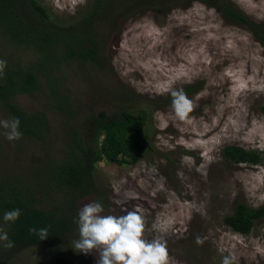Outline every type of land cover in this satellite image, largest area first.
Instances as JSON below:
<instances>
[{"label": "rangeland", "instance_id": "obj_1", "mask_svg": "<svg viewBox=\"0 0 264 264\" xmlns=\"http://www.w3.org/2000/svg\"><path fill=\"white\" fill-rule=\"evenodd\" d=\"M21 1L25 20L30 4ZM92 1L40 3L54 19L69 24ZM230 7L264 27V0H106L93 22L114 72L92 65L81 70L61 60L42 73L53 78L54 92L43 80L38 91L10 95L12 103L42 123L36 135L22 134L16 141L7 140L0 128V190L15 179L27 186L38 180L33 203L76 218L91 202L103 205L102 215L136 211L145 220L144 238L162 235L172 264H221L226 255L235 256L234 264H264V216L254 219L247 234L225 221L240 203L264 206V162L234 163L224 155L230 145L264 155V46L246 25L225 16ZM24 47L0 40V60L39 68L41 53ZM181 90L191 102L184 119L177 117L169 97ZM123 107L148 109L150 149L141 160L99 162L96 194L50 183L47 176L54 181L58 169L50 161L70 158L73 131L90 140L92 129L84 125L98 111ZM6 119H11L8 105L0 102V120ZM8 211L0 213L4 231L12 223L3 220ZM154 223L167 231L153 229ZM68 236L66 246L45 239L8 251L0 241V264H47L58 255L96 264V252L85 255L73 247L77 224ZM197 236L203 244L195 242Z\"/></svg>", "mask_w": 264, "mask_h": 264}, {"label": "trees", "instance_id": "obj_2", "mask_svg": "<svg viewBox=\"0 0 264 264\" xmlns=\"http://www.w3.org/2000/svg\"><path fill=\"white\" fill-rule=\"evenodd\" d=\"M30 4L27 23L21 17L18 8L21 0H0V40L4 43L11 42L15 46L23 48L32 47L40 52L39 68L30 65L23 69L20 62L12 63L0 76V102L8 105L10 118L20 120L19 130L24 134L36 135L38 126L42 123L37 117L26 113L20 106L12 103L10 95L14 91L32 93L41 88L43 80L53 92V78L43 77L42 73H49L61 60L64 63L74 62L81 66V70L94 66L97 69L114 70L109 65L101 47V39L95 30L93 17L103 12L106 0H93L82 12L79 19L64 24L54 19L49 9L40 3V0H26ZM225 16L236 24L246 25L264 46V27L250 19L239 10H225ZM77 16V17H78ZM58 58V59H57ZM58 62H57V61ZM62 62V63H63ZM55 65V66H54ZM92 68V67H91ZM38 71V72H37ZM40 73V75H39ZM109 74V73H108ZM191 87L190 91L193 90ZM198 89V88H197ZM196 89V90H197ZM120 97L126 95L120 92ZM131 95V94H130ZM134 95V94H133ZM131 95V96H133ZM136 95V94H135ZM172 99V95L169 96ZM264 114V106L262 107ZM148 109L140 108L138 112H132L128 108H119L114 112L98 111L90 124L84 128H90L91 139L82 138L81 134L73 131V145L70 149V158L67 161H50L52 167L58 165L54 181L47 180L55 187L67 188L70 191L98 193L99 189L95 181V169L99 162L106 160L115 164H136L150 149V141L145 132L148 118ZM89 121L86 118V122ZM103 136L102 140H100ZM77 151V152H76ZM225 157L234 163L261 164L264 155L258 150H246L239 146L230 145L224 149ZM58 162V163H57ZM44 180V179H43ZM17 181V183H16ZM29 181H27L28 183ZM22 183L20 186L19 184ZM15 179L5 183L0 190V213L5 210L20 209L18 220L11 223L6 232L14 243L12 248L37 244L43 240L53 242L57 246H66L70 242L69 236L73 226L76 225V216L55 213L51 209H40L32 201V193H35V184ZM20 187H19V186ZM264 216V206L253 208L245 203H240L236 211L228 216L225 221L235 231L249 233L253 228L254 219ZM47 228L48 236L40 239L37 234L31 233L30 228ZM1 241L3 251L12 250L5 248ZM4 260H8L4 257ZM47 264H77L73 259L64 255L54 256Z\"/></svg>", "mask_w": 264, "mask_h": 264}, {"label": "clouds", "instance_id": "obj_3", "mask_svg": "<svg viewBox=\"0 0 264 264\" xmlns=\"http://www.w3.org/2000/svg\"><path fill=\"white\" fill-rule=\"evenodd\" d=\"M7 62L0 60V76L4 74ZM172 107L179 119H184L191 109V102L183 91L172 93ZM18 118L0 120V128L5 130L6 139L16 141L21 139ZM155 171V170H154ZM103 205L91 202L83 205L75 223L78 225L79 239L73 241L76 251L85 255L96 252V264H172L167 250L166 240L162 235L151 240L144 238L145 220L136 211H128L124 215H102ZM21 215L20 209H14L4 214L3 220L15 222ZM170 223V222H169ZM159 232H166L167 228L159 223L152 225ZM31 233L37 234L40 239L48 236L47 228H30ZM0 241L5 242V248H12L14 243L8 234L0 228ZM195 242L203 244V239L196 237ZM235 256H223L221 264H234Z\"/></svg>", "mask_w": 264, "mask_h": 264}]
</instances>
